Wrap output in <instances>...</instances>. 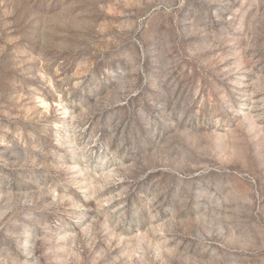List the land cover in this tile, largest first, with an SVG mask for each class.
<instances>
[{
    "label": "rangeland",
    "instance_id": "rangeland-1",
    "mask_svg": "<svg viewBox=\"0 0 264 264\" xmlns=\"http://www.w3.org/2000/svg\"><path fill=\"white\" fill-rule=\"evenodd\" d=\"M0 264H264V0H0Z\"/></svg>",
    "mask_w": 264,
    "mask_h": 264
}]
</instances>
